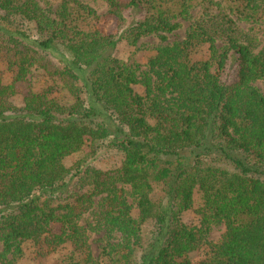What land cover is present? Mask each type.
I'll return each mask as SVG.
<instances>
[{
	"label": "trees",
	"instance_id": "trees-1",
	"mask_svg": "<svg viewBox=\"0 0 264 264\" xmlns=\"http://www.w3.org/2000/svg\"><path fill=\"white\" fill-rule=\"evenodd\" d=\"M103 1L121 31L126 9L144 18L113 34L82 28L96 13L80 3L0 0V62L15 74L6 85L0 73L3 256L16 261L31 242L40 257L70 249L55 264H264V94L255 85L264 83V0H203L194 18L190 0ZM180 17L192 20L185 40L166 44ZM150 36L164 44L146 72L114 55L122 41ZM202 46L210 58L195 61ZM34 71L44 86L15 105ZM88 143L93 155L116 150L121 164H79L72 175L65 159ZM189 211L199 225L184 220ZM217 225L226 232L212 243Z\"/></svg>",
	"mask_w": 264,
	"mask_h": 264
},
{
	"label": "rangeland",
	"instance_id": "rangeland-1",
	"mask_svg": "<svg viewBox=\"0 0 264 264\" xmlns=\"http://www.w3.org/2000/svg\"><path fill=\"white\" fill-rule=\"evenodd\" d=\"M42 7H47V5H52L54 9L57 8V5L62 0H38ZM71 6L73 9L79 11V3L81 6L89 7L93 10L96 15L95 17L90 18H81L80 26L86 30H90L94 24H97L107 33L117 34L121 31L120 24H118V20L116 18H108L106 15L108 11V7L103 0H70ZM130 1V0H125ZM142 1V7H145L150 0H139ZM179 0H173L174 4ZM194 8L192 9V17L196 15L198 8L196 5H199L203 0H190ZM219 1V0H217ZM3 13L0 11V15ZM144 12L141 10L134 9H126L124 11V18L126 24H124L122 31L127 28L129 25L140 21L144 18ZM239 26L243 30L249 29L252 25L248 22L237 20ZM177 23L180 24V28L172 34L168 35V42L166 44H173L175 42L184 41L187 33L192 24V20L179 18ZM121 31V32H122ZM35 34V32L33 33ZM164 43L158 36H150L140 40L137 46H131L126 41H122L117 49L114 51V55L126 62L128 65L137 68L140 73H144L148 70L147 63L149 58L155 53V50L163 45ZM207 46H202L198 52L193 55V59L195 61L206 60L210 58ZM0 73L3 76L4 84H11L14 80V69L12 70L7 63L0 62ZM238 75V66L236 60H232L227 65L226 69L222 73V79L227 83H233L237 80ZM44 77L38 72H32L25 81L17 84L18 95L13 98V102L17 106L22 105V96L28 90L39 91L44 86ZM261 92L264 94V83L258 81L255 84ZM135 90L139 94L144 93V88L141 85L135 86ZM90 143H88L84 150L79 154L73 155L65 159V165L68 169L71 170V174L74 175L75 168L79 164L83 165H91L100 170H111L118 167L123 159L122 154L118 153L114 149H101L96 154H90ZM200 206L199 197L196 198L195 209H198ZM184 220L190 225H199V219L196 214V211H189L185 213ZM152 226V225H151ZM151 226H148L149 228ZM58 230V228H56ZM226 232V228L224 225H217L211 231L208 241L212 243H219L222 241ZM91 251L95 257H99L101 255V249L105 246V242L103 241V235L101 233L92 235L90 240ZM202 250L195 252L191 255L193 260L197 259ZM70 249L62 250L59 254L50 255L47 257H40L37 255L35 251V246L33 243L28 242L23 245V254L18 257L15 261L14 256L12 254L8 255L7 258L3 256L4 247L0 245V264H55L62 256L69 254ZM62 255V256H61ZM60 261V260H59Z\"/></svg>",
	"mask_w": 264,
	"mask_h": 264
}]
</instances>
